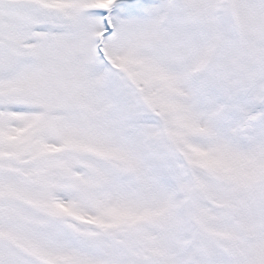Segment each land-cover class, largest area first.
<instances>
[{
    "label": "snow or ice",
    "instance_id": "1",
    "mask_svg": "<svg viewBox=\"0 0 264 264\" xmlns=\"http://www.w3.org/2000/svg\"><path fill=\"white\" fill-rule=\"evenodd\" d=\"M0 264H264V0H0Z\"/></svg>",
    "mask_w": 264,
    "mask_h": 264
}]
</instances>
